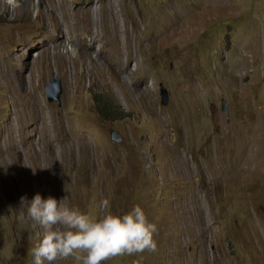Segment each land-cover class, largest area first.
Here are the masks:
<instances>
[{"label":"rangeland","instance_id":"rangeland-1","mask_svg":"<svg viewBox=\"0 0 264 264\" xmlns=\"http://www.w3.org/2000/svg\"><path fill=\"white\" fill-rule=\"evenodd\" d=\"M37 193L143 209L157 251L104 264H264V0H0V264H33Z\"/></svg>","mask_w":264,"mask_h":264},{"label":"clouds","instance_id":"clouds-1","mask_svg":"<svg viewBox=\"0 0 264 264\" xmlns=\"http://www.w3.org/2000/svg\"><path fill=\"white\" fill-rule=\"evenodd\" d=\"M20 204L43 229L40 242L30 252L33 264H56L70 258L79 264H104L125 254L157 251V226L139 205L117 215L109 210L110 201L102 199L100 214L93 216L70 206L67 197L58 201L37 193L30 202L21 197Z\"/></svg>","mask_w":264,"mask_h":264},{"label":"water","instance_id":"water-1","mask_svg":"<svg viewBox=\"0 0 264 264\" xmlns=\"http://www.w3.org/2000/svg\"><path fill=\"white\" fill-rule=\"evenodd\" d=\"M61 94H62L61 82H60V80L53 77L52 80L50 81L49 85L46 87V95L48 97V101L50 103L60 102ZM160 94L162 97V104L164 106H168L170 103L168 91L162 87ZM221 109H222L223 113H227V102L225 99L222 100V108ZM111 138L113 141H115L117 143L121 142L120 135L114 131L111 133Z\"/></svg>","mask_w":264,"mask_h":264},{"label":"bare ground","instance_id":"bare-ground-1","mask_svg":"<svg viewBox=\"0 0 264 264\" xmlns=\"http://www.w3.org/2000/svg\"><path fill=\"white\" fill-rule=\"evenodd\" d=\"M18 1V0H17ZM52 1V0H51ZM54 1V0H53ZM2 3H7V2H2ZM4 7L5 8H7L6 7V5H4ZM107 8H108V10H110L109 9V6H106ZM113 7V6H112ZM17 9V8H16ZM4 10H6V9H4ZM15 10V9H14ZM13 10V11H14ZM87 12L88 11H84V13H80V17H78L77 18V21H78V23L80 24V25H82L83 24V21H82V18H81V16L82 15H86L87 14ZM161 13H163L164 14V17H161L160 15H158V19H159V22H160V27H161V29H164V30H166L167 31V33H168V35L170 34V32H173L175 29H176V27L178 26V24L180 23V22H182L183 21V18L182 17H180V16H178V15H176V14H174L173 12H171L170 10H168L167 11V8H163V10L161 11ZM108 15H110V12H108ZM119 17V16H118ZM87 18V17H86ZM71 19H73L72 17H71ZM108 18H106V24H107V26H108ZM132 50H134V42H130V43H128L127 45H126V51H127V53H128V55L131 57V51Z\"/></svg>","mask_w":264,"mask_h":264}]
</instances>
